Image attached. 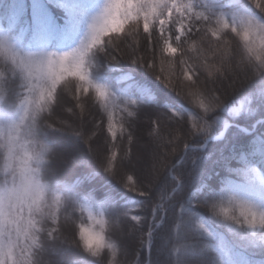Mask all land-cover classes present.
<instances>
[{
  "label": "snow or ice",
  "instance_id": "1",
  "mask_svg": "<svg viewBox=\"0 0 264 264\" xmlns=\"http://www.w3.org/2000/svg\"><path fill=\"white\" fill-rule=\"evenodd\" d=\"M253 2L264 12L262 0ZM56 3L64 13L63 24L58 23L52 13L42 16L35 7L29 18L22 0H0V62L10 65L14 73L20 70L27 84V95L15 106L14 112L0 110V168L3 172V180L0 181V264H35V252L42 246L40 234L46 232L52 236L60 230L65 200L71 198L68 194L73 185L65 184V191L61 192L58 190L59 181L56 182L57 187L47 181L54 148L37 137L40 118L45 112L52 115L59 95L64 92L62 82L74 78L71 98L81 115L85 110L83 101L87 96H95L107 114L106 131L110 139H118V131L121 135L125 131L122 124L117 128L114 119L116 105L109 92L91 79L88 70L92 53L103 50L105 43L115 48L112 34L123 35L125 25L135 27L131 52L127 53L129 58L149 67L158 79L165 81L201 113L199 118L192 116L191 120L185 121L186 124L191 123V133L204 136L205 141L214 139L216 121L209 123L206 117L226 106L222 105L219 95L206 94L201 90L200 74L203 72L209 79H215L224 65L231 71V60L237 47L241 49L243 58L236 63L233 75L243 74L248 78L245 62L253 68L251 76L258 75L259 82L249 92L255 98L257 89H262L256 102L261 106L260 114L264 115V83H261L264 82V24L241 18L237 26L229 23L223 15L212 17L197 11L188 0H107L101 13L87 19L86 31L80 35L82 18H87L82 0H56ZM17 29L19 36L15 34ZM29 29L32 35L25 50L23 37ZM142 46L146 53L151 52V63L146 59L148 54H140ZM158 53L161 65L157 73ZM217 57L219 66L215 62ZM173 76L181 82L180 87L174 84ZM3 100L4 93L0 90V102ZM124 111L128 116L134 115L127 108ZM231 111L238 114L241 109L233 108ZM170 118L183 119L176 112H172ZM74 134L84 138L88 144L94 138V134L87 137L79 131ZM156 137H159V132ZM173 137L179 139L178 131ZM248 140V137L242 138L238 142L240 146L234 147L217 163L230 173L243 175L249 183L258 181L264 186V174L261 172L264 168V141H253L252 158L249 159L241 154V147L248 148ZM131 142L129 137V146ZM130 158V147L123 156L113 150L105 157L104 171L115 176L118 160ZM236 163L242 166L234 167ZM122 182L124 187L137 191L133 175L125 172ZM224 185L220 194L213 193L212 200L204 203L218 209L215 215L222 218L229 231H246L253 237L249 243L264 244V235L257 236L258 232H264V208L237 195L232 190V180L226 179ZM140 194L144 195L143 192ZM74 202L87 213L90 221L87 226L80 224L76 228L83 250L96 257L108 249L115 256L118 249L106 237L108 221L104 215L94 214L87 203ZM162 208L155 206L152 209L154 228L164 222L159 215ZM233 208L238 210V215L232 214ZM185 211L183 206L179 207L180 214ZM124 215L134 224L143 223V217L131 208ZM195 215L191 213V216ZM185 223L182 215L175 216L172 234L176 235ZM191 230H199L210 241H217L214 231L202 219H197ZM141 244L152 251V228H148L141 237ZM181 247L188 250L190 246H173L172 253H180ZM206 250L216 253L221 258L220 264H226L225 257L230 259L222 244L211 243ZM185 264L190 262L185 261Z\"/></svg>",
  "mask_w": 264,
  "mask_h": 264
},
{
  "label": "trees",
  "instance_id": "2",
  "mask_svg": "<svg viewBox=\"0 0 264 264\" xmlns=\"http://www.w3.org/2000/svg\"><path fill=\"white\" fill-rule=\"evenodd\" d=\"M206 1L214 8L209 16L223 15L229 23H235L237 26L241 18L264 24V12L259 10L253 0ZM22 3L29 12V18L35 7L42 16L52 13L57 22L63 24L64 13L58 9L56 0H22ZM82 3L87 10V18H82L80 35L86 31L87 19L101 13L107 0H82ZM15 34L19 36L18 29ZM31 35L29 29L23 37L22 46L25 50ZM112 35L116 47L105 43L103 50L94 51L88 61V70L91 79L104 87L110 97L117 99L114 119L117 128L122 124L125 131L122 135L118 131V139H110L106 131L107 114L95 96H87L83 101L85 110L81 115L71 98L74 78L70 77L68 81L62 82L64 92L59 95L52 115L49 116L45 112L40 118L37 137L46 140L54 148L47 181L53 187H57L56 182L59 181L58 190L61 192L65 191V184L74 187L68 194L71 198H66L62 209L60 230L52 236L46 232L40 234L42 246L35 252V264H145L146 250L141 244V237L149 225H153L152 209L155 206H163L159 215L164 222L156 228L151 226L153 247L149 264H185V261L190 264H220L221 258L206 250L211 243L223 245L230 256V259L225 257L226 264H264V244L249 243L253 237L246 231H229L226 225L220 227L205 221L217 236V241H210L199 230H191L194 228L195 216L185 219V213H179V207L185 208L189 201L198 198L199 193L218 187L215 175L222 166L217 161L227 156L234 147H239L238 142L242 138H249L248 148L241 147V154L249 159L252 158L253 141H264V121L257 122L264 119V115L260 114L261 106L256 102L262 89H257L255 98L249 92L253 85L259 82V76H251L253 68L247 65V62L248 78L243 74L233 75L236 63L243 58V53L238 47L231 60V71L224 65L215 79H209L201 72V90L206 94L219 95L222 105L226 106L206 117L209 123L216 121L213 136L221 132L224 123L233 122L235 125L226 130L221 140L210 141L207 147L201 149L187 150L178 163L188 145L199 147L205 142L204 136L190 132L191 123H185L188 118L191 120L192 116L199 118L201 113L185 98L177 95L165 81L158 79L149 67L129 58L127 53L131 52L134 26L125 25L123 35ZM233 47L235 48V43ZM140 54H148L146 59L151 63V52L146 53L143 46ZM179 55L177 52L176 56ZM164 59L167 60L168 57L165 56ZM215 62L219 66V57ZM160 65L158 53L157 73L160 72ZM165 68L167 69V65ZM3 79L9 81L6 87L0 83V90L5 96L0 102V110L9 109L14 112L15 106L27 95L24 74L18 69L15 73L10 69L0 76V80ZM172 79L177 87L181 86L175 76ZM125 108L134 115L128 116ZM233 108L241 111L235 114L231 111ZM172 112L179 113L183 119H171ZM157 121H160L159 125ZM49 124L51 127H48ZM77 131L82 132L83 137L94 134V138L90 144L85 143L84 138L74 134ZM177 131L179 139H174L173 134ZM157 132L159 137H156ZM129 137L132 141L130 146ZM148 146L151 147L154 156L152 159L156 163L154 167L151 166V170L146 163L147 159L145 164L143 163L142 154L136 158L142 161V164L134 157L135 150L145 151ZM129 147L131 158L118 160L117 175L106 173L105 157L113 150L123 156ZM233 166L242 165L236 163ZM125 172L133 175L134 181H137V191L124 187L122 177ZM261 172L264 174V168H261ZM220 174L224 176L225 172ZM2 175L0 168V177ZM226 179L234 182L232 190L237 195L251 200L258 198L264 203V186L258 181L249 183L243 175L228 171ZM224 187L225 185L222 189ZM74 200L87 203L94 214L102 213L107 219L106 237L117 246L115 256L108 249L96 257L83 250L76 235V228L80 224L87 226L90 221L87 213L82 212ZM129 208L143 217L142 224H134L124 215ZM177 215H182L186 223L174 235L172 229L174 217ZM260 235H264V232L257 233V236ZM178 245L190 247L188 250L181 247L180 253H172L173 246Z\"/></svg>",
  "mask_w": 264,
  "mask_h": 264
},
{
  "label": "clouds",
  "instance_id": "3",
  "mask_svg": "<svg viewBox=\"0 0 264 264\" xmlns=\"http://www.w3.org/2000/svg\"><path fill=\"white\" fill-rule=\"evenodd\" d=\"M235 43V42H234ZM11 69L10 65L4 62H0V76L6 74ZM19 75V74H17ZM20 76V75H19ZM9 80L3 79L0 80V83L6 87V84ZM5 97V96H4ZM225 172V175L222 176L220 173ZM227 170L224 167H221L220 171L215 175L217 179L218 187L217 188H209L207 192H202L198 194V198H193L185 205V219H192L191 213H195V218L202 219L203 221H207L211 224L218 225L220 227H224L226 223L222 220L221 217L215 215L218 211L216 208H211L208 204H205V200H212V194H220L221 189L224 185V181L226 180ZM3 180V177H0V181ZM217 199H219V195H217ZM233 215H238V210L233 208Z\"/></svg>",
  "mask_w": 264,
  "mask_h": 264
},
{
  "label": "rangeland",
  "instance_id": "4",
  "mask_svg": "<svg viewBox=\"0 0 264 264\" xmlns=\"http://www.w3.org/2000/svg\"><path fill=\"white\" fill-rule=\"evenodd\" d=\"M188 2H191L194 6V8L197 10V11H202V12H205L206 14H210L212 13V11L214 10L213 7H211L210 3L206 0H188ZM114 101V100H113ZM115 102V101H114ZM135 152V159L140 157V155L142 154V156L144 157V161L143 163L145 162V160L147 159L148 161L146 163H148V166L150 167V170H151V166L153 165H156V163L154 162V160L152 159L154 156H152V151H151V147L148 146L147 149H141L139 150L138 152V149L134 151ZM136 161L140 164H142V161H139L136 159ZM145 164V163H144ZM154 167V166H153ZM152 167V168H153Z\"/></svg>",
  "mask_w": 264,
  "mask_h": 264
},
{
  "label": "bare ground",
  "instance_id": "5",
  "mask_svg": "<svg viewBox=\"0 0 264 264\" xmlns=\"http://www.w3.org/2000/svg\"><path fill=\"white\" fill-rule=\"evenodd\" d=\"M144 249L146 250L145 246ZM150 251L146 250V261H149Z\"/></svg>",
  "mask_w": 264,
  "mask_h": 264
},
{
  "label": "water",
  "instance_id": "6",
  "mask_svg": "<svg viewBox=\"0 0 264 264\" xmlns=\"http://www.w3.org/2000/svg\"><path fill=\"white\" fill-rule=\"evenodd\" d=\"M228 126V125H227ZM226 128H225V126H224V129H223V131H222V134L224 133V130H225ZM214 139H217V138H214ZM148 250V249H147ZM149 251V250H148Z\"/></svg>",
  "mask_w": 264,
  "mask_h": 264
}]
</instances>
